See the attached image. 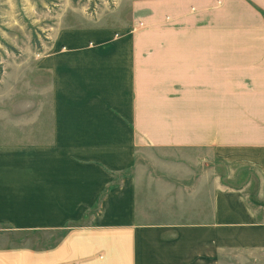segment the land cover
Segmentation results:
<instances>
[{"label": "crops", "instance_id": "obj_1", "mask_svg": "<svg viewBox=\"0 0 264 264\" xmlns=\"http://www.w3.org/2000/svg\"><path fill=\"white\" fill-rule=\"evenodd\" d=\"M128 4L117 28L71 27L64 32L75 35L39 64L64 112L57 131L69 150L91 144L101 154L94 160L112 167L128 162L119 141L88 135H139L136 144L162 150L108 185L93 211L76 205L104 185L94 171L31 191L23 175L0 173V264H264V0ZM96 101L114 103L132 126L92 117L97 107L84 103ZM38 126L34 133L49 129ZM232 163L256 171L257 191L231 185L243 179ZM85 212L88 222L68 224L48 246L18 239L73 218L55 215Z\"/></svg>", "mask_w": 264, "mask_h": 264}, {"label": "rangeland", "instance_id": "obj_2", "mask_svg": "<svg viewBox=\"0 0 264 264\" xmlns=\"http://www.w3.org/2000/svg\"><path fill=\"white\" fill-rule=\"evenodd\" d=\"M131 1L0 0V127L4 129L0 133V173L23 175L25 191H31V186L34 185L43 188L45 185L63 183L61 177L66 174L80 170H88L89 173L94 171L99 175V179L105 180L104 185L98 192H94L87 202L79 201L76 205V209L80 210L88 203L90 206L87 209L93 211L97 208L94 205L104 202L109 195L108 185L114 187L120 180L129 177L143 156L153 158L152 152L162 150L147 149L136 144L134 137L139 135L128 133L88 135L94 139L102 137L108 143L117 139L121 157L128 159L126 165L112 167L95 161L94 158L100 157L101 154L97 147L91 144L86 150H69L64 141V134L57 131L58 126H63L64 112L58 108L55 101L56 95L53 84L51 85L49 70L39 64L60 45L65 44L66 36L75 35L65 34L64 31L71 27L89 28L101 24L117 28L121 20H127L128 3ZM113 104L97 101L84 103L92 108L97 107L90 111L92 117L100 118V115H104L100 119L109 124L131 127L130 120L121 116L117 109L110 110ZM38 110L40 116L37 123V118L33 115L37 114ZM138 120L143 122L142 118ZM153 121L160 127L165 124L164 118H155ZM34 125L49 129H46L45 133L37 134L33 132ZM17 127L22 128V134L12 131ZM159 135L160 133H152L148 136ZM83 158L87 160H82ZM217 166L223 169L221 162H217ZM232 171L237 175L242 174L244 179L232 182L233 187L248 184L247 189L251 193L257 191L259 185L253 168L232 163ZM33 194L35 193L29 192L25 195L31 197ZM78 213L55 215L58 219H66L69 216L73 218L67 221V224L61 223L64 224L61 228L47 229L51 231H22L18 239H22L28 246H48L56 241L64 227L70 226L68 224H84L92 217L90 212Z\"/></svg>", "mask_w": 264, "mask_h": 264}]
</instances>
